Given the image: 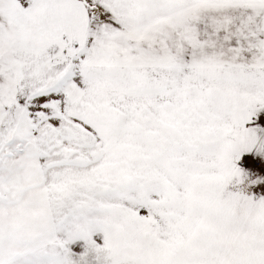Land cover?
Listing matches in <instances>:
<instances>
[{
	"label": "snow or ice",
	"instance_id": "obj_1",
	"mask_svg": "<svg viewBox=\"0 0 264 264\" xmlns=\"http://www.w3.org/2000/svg\"><path fill=\"white\" fill-rule=\"evenodd\" d=\"M0 264H264V0H0Z\"/></svg>",
	"mask_w": 264,
	"mask_h": 264
}]
</instances>
